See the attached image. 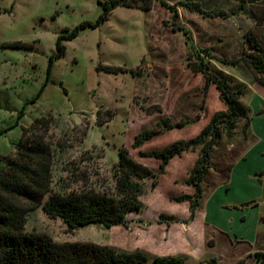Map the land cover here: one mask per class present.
<instances>
[{
  "label": "rangeland",
  "instance_id": "1",
  "mask_svg": "<svg viewBox=\"0 0 264 264\" xmlns=\"http://www.w3.org/2000/svg\"><path fill=\"white\" fill-rule=\"evenodd\" d=\"M164 1L175 7L177 16L159 2L149 11L118 7L98 28L80 30L77 37L64 41L65 55L53 63L40 98L27 104L18 119L24 104L46 82L56 38L83 22L94 23L101 9L96 0H0V172L7 168V161L16 162L20 151L31 148L33 166L47 170L44 186L50 193L93 190L112 195L118 152L125 148L133 160L155 174L139 181L143 208L129 213L126 224L68 230L60 219H49L41 207L32 208L33 204L17 198L14 203L20 209L32 208L25 213L24 230L45 234L56 243L90 242L120 252L141 251L149 258L147 264H154L156 257L179 258L183 264H254L247 256L264 254V220L260 221L264 205L248 209L242 203L249 191L229 189L227 148L233 139L223 137L211 155L198 209L202 206L199 218L204 223L195 220L198 211L190 216L188 202L177 201L193 194L187 180L198 150L169 161L162 174L160 161L142 157L140 152L188 141L206 126L207 95L203 98V90L199 92L202 75L194 74L190 66L197 64L198 55L221 77L230 80L229 73L242 74L233 65L204 57L202 50L225 60L242 52L253 56V43L240 47L237 42L245 30H253L254 12L264 7L240 6L235 0ZM179 2L198 3L208 15ZM173 24L188 31L190 39L173 31ZM100 65L127 71L107 73L97 69ZM236 86L242 94V86ZM203 115L201 124H192ZM170 117L176 121L173 124L182 126L168 129L160 122L172 124ZM39 118L45 119L33 124ZM241 126L235 130L240 136ZM143 131L155 135L133 148L135 137ZM170 217L176 220L166 219ZM214 225L242 243L230 246Z\"/></svg>",
  "mask_w": 264,
  "mask_h": 264
},
{
  "label": "trees",
  "instance_id": "2",
  "mask_svg": "<svg viewBox=\"0 0 264 264\" xmlns=\"http://www.w3.org/2000/svg\"><path fill=\"white\" fill-rule=\"evenodd\" d=\"M240 6L252 4L257 7H264V0H235ZM159 2L161 6L172 10L173 16H177L175 7L169 6L164 0H96L101 13L94 23L83 22L71 31L59 35L55 41V52L49 56L46 68L47 79L40 87L36 95L18 113V119L23 116L27 104H34L41 96L47 83L50 81V74L53 63L64 57L66 47L64 41L77 37L80 30L90 28L96 29L104 23L113 10L118 7L135 8L143 11L151 10L153 4ZM179 5L190 11L208 15L200 8L198 3L179 2ZM255 29H263V34L249 33L244 37V44H252L253 56H245L242 52L239 57L230 60L212 56L206 49L202 50L203 56L208 59H215L224 64L233 65L242 62L258 78V82L264 86V8L256 9L254 12ZM173 31H180L188 37L189 32L184 28L173 24ZM187 39H190L189 37ZM20 44H13L19 47ZM191 49H194L192 46ZM195 74H201L204 78L203 98H206L207 91L214 85L218 91L219 100L225 105L224 111L216 112L208 121L206 126L196 137L188 140H177L159 151L149 153L140 152V156L155 158L160 161L159 173H163L165 166L175 156L183 152L198 150V158L193 169L189 173L187 184L193 188L192 195H184L177 198V201L188 202L189 213L194 217L200 208L203 196L202 182L207 176L211 167V155L214 148L222 141L223 137L232 139L236 127L242 124V133L246 136L250 124L249 110L241 101V91L233 90L230 87V80L213 73L204 59L197 55V64L190 66ZM99 71L107 73H118L122 68H114L100 65ZM204 101L200 109L204 107ZM39 118L33 124L43 121ZM166 124L168 129H177L182 126L181 122ZM155 132L143 131L138 134L133 142V148H139L145 141L152 138ZM33 149L27 148L20 151L19 159L16 162L7 161V168L0 172V264H147L149 258L141 251L120 252L113 247L98 245L90 242H64L56 243L45 234L26 232L24 230L25 213L32 208L41 207L43 213L49 219H60L68 228L75 230L87 225H97L105 229L113 226L126 224V216L143 208L140 200L142 187L139 181L155 177V174L147 166L133 160L125 148H120L117 156V164L114 167L115 178L114 194L86 190L71 192L67 195L50 193L47 186H44L47 179V170L38 171L33 166L30 154ZM20 161V162H19ZM45 182V183H44ZM154 186V184H153ZM47 195V198H43ZM25 199L33 204L32 208L20 209L14 200ZM163 219L166 216L161 215ZM175 221L176 218H166ZM168 221H166L167 223ZM258 264H264V254H254ZM154 264H183L179 258L156 257Z\"/></svg>",
  "mask_w": 264,
  "mask_h": 264
},
{
  "label": "crops",
  "instance_id": "3",
  "mask_svg": "<svg viewBox=\"0 0 264 264\" xmlns=\"http://www.w3.org/2000/svg\"><path fill=\"white\" fill-rule=\"evenodd\" d=\"M252 24L250 25V27ZM250 29V28H249ZM244 31L240 36V40L237 42L240 47L244 44V37L249 33H260L263 34V29L257 31L255 29V23L253 30ZM240 29L238 28V31ZM240 32V31H239ZM241 33V32H240ZM237 71H243L241 74H237V72L229 73L232 78H230V87L233 90H237V84L241 87L242 86V94L240 96L241 103L247 107L249 110V117H250V124L247 130L246 136L242 133V126H241V136L239 132L235 131V135L232 138V142L229 144L227 148V153L230 154V163L228 164V171H227V180L229 189L231 188H240L245 187L249 191V198L247 201H244L242 204H245L246 208L248 209H256L259 204L264 205V86L261 85L256 77L245 71L246 66L243 63H238L235 66H232ZM195 74V73H194ZM203 81L201 82V90L199 91L202 93L203 85H204V78L202 76ZM197 94V93H196ZM198 100V96L196 98ZM203 101V99H202ZM216 101V103H215ZM203 103V102H202ZM225 105L219 100L218 91L211 85L208 89V94L205 102V113H208V119L205 122V125L208 123L209 119L212 115H214L217 111H224ZM173 117V116H171ZM171 123L173 124L175 120L172 118ZM204 115L197 121L193 122V125H199L203 121ZM183 118V115L180 116L179 120ZM187 120V118H184ZM176 122V121H175ZM242 125V124H241ZM203 127V126H201ZM187 128V127H185ZM237 129V127H236ZM187 153H194V152H183L181 156ZM181 157L175 156L170 159V163L175 159L180 160ZM169 164L166 166L168 167ZM262 198L260 203L257 202L258 198ZM200 214H203L202 206L201 209L197 212L195 220L198 221L200 218ZM261 216V214H260ZM264 220V215L260 217V221ZM201 223L202 219H200ZM214 231L223 235L227 241L229 242L230 246H233L237 243H242V239L238 237H234L233 239L230 235L225 232L222 228H219L217 225H214ZM217 229V230H216ZM214 247V245H213ZM249 258V262L258 264L257 259L251 258L252 255L249 254L247 256ZM234 261H239L234 260ZM254 261V262H253ZM243 262V260H242ZM246 264V263H242Z\"/></svg>",
  "mask_w": 264,
  "mask_h": 264
}]
</instances>
